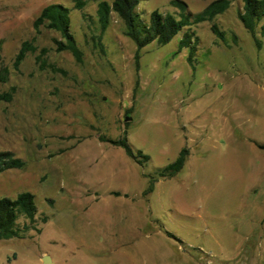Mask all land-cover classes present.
Segmentation results:
<instances>
[{"label": "rangeland", "instance_id": "rangeland-1", "mask_svg": "<svg viewBox=\"0 0 264 264\" xmlns=\"http://www.w3.org/2000/svg\"><path fill=\"white\" fill-rule=\"evenodd\" d=\"M171 1L141 0L137 11L148 22L154 10L174 12ZM179 1L197 14L214 0ZM230 1L212 21L224 41L203 22L191 27L197 38L191 56L179 47L180 32L165 45L143 47L136 63V46L115 14L99 34L95 1L77 10L72 0H0V69L7 70L0 94L12 88L10 100L0 101V151L23 162L0 173V197L28 192L36 210L32 228L0 241V264H44L42 256L47 264H264V32L258 25L252 36L238 19L242 0ZM48 4L68 9L79 63L54 50L57 32L33 29ZM24 41L35 49L14 69ZM98 136H125L148 156L131 176L137 185L139 175L140 186L147 184L143 174L188 150L183 168L168 178V210L166 201L151 202V217L175 239L148 236L154 226L137 206L135 244H144L134 248L135 261L73 204V194L84 191L88 161L79 152L93 150ZM120 206L116 231L130 217V207Z\"/></svg>", "mask_w": 264, "mask_h": 264}, {"label": "trees", "instance_id": "trees-1", "mask_svg": "<svg viewBox=\"0 0 264 264\" xmlns=\"http://www.w3.org/2000/svg\"><path fill=\"white\" fill-rule=\"evenodd\" d=\"M90 1L96 2L95 16L99 34L108 27L112 14H115L122 21L125 36L131 39L136 46V53L134 55L136 63L139 51L143 47L152 42L158 45H165L180 32H182V36L179 41V47L190 48L191 56L195 51L197 43V38L191 27L203 22H209L210 31L215 38L219 41H224V32L212 21L217 15L226 11L231 3L230 0H214L206 5L201 12L192 14L188 11L184 2L172 0L170 5L174 8V12L161 13L158 10H154L149 15V21L144 22L137 11L141 0H112L110 3L106 0ZM72 2L73 8L79 10L84 5L85 0H72ZM238 19L252 36H254L256 26L258 25H260V30L263 33L264 0H242V7L238 11ZM39 26H43L59 34L60 40H52L56 52L67 51L75 62L79 63L81 61V52L69 32V15L66 7L61 4H48L44 6L32 22L34 30H37ZM256 44L259 46L258 41H256ZM34 49L29 42H22L13 58V68H16L26 53L33 52ZM40 52L43 53L44 50L41 49ZM36 59L38 60V58ZM39 68H43V64L39 65ZM6 78L7 70L5 68L0 69V82H4ZM11 93L12 88L0 94V101L8 102L11 98ZM98 141L122 148L126 155L139 166H143V163L148 160L147 155H144L140 150L135 151L130 147L125 136L119 139L98 136ZM187 157L188 150L184 147L171 163L153 175L143 174L147 179V186L143 195L150 194L154 184L158 180L175 176L183 168ZM22 166L23 162L14 157L11 152L0 151V173L9 169H20ZM35 212L33 196L28 192H20L13 198L0 197V241L19 238L25 231L32 228ZM19 216L25 220V223L21 226L15 224V220ZM166 235L175 239V236L169 232H166Z\"/></svg>", "mask_w": 264, "mask_h": 264}, {"label": "crops", "instance_id": "crops-1", "mask_svg": "<svg viewBox=\"0 0 264 264\" xmlns=\"http://www.w3.org/2000/svg\"><path fill=\"white\" fill-rule=\"evenodd\" d=\"M97 142L98 145H92L90 147L93 150L83 149L79 152V154L82 152L83 157L88 159V161L86 160L84 162L86 168L85 179L83 181L84 188L82 186L84 191L73 194L76 197V203L73 204L82 207L88 219L95 218V223L100 222L102 224L100 228H93V230H100L108 235L110 237L108 241L111 247L122 249L119 252L121 255L135 261L134 253L137 251L134 248L144 244V242L135 244L138 237L141 236V224L137 223L135 219L136 216L140 217L141 214L137 206L142 207L145 221L154 226L152 231L146 234L148 236L153 235L169 238L166 235V232L169 231L166 230L159 218L151 217V202L153 203L155 200L157 202L159 201L158 203L160 204L166 201V203L164 202L166 205L164 210H168V179L158 180L154 184L152 192L146 196L143 195L147 184L143 186L139 185V175H136L138 177L137 185H135L134 178H131L134 175L132 173L136 172V167H139V165L130 159L122 148L108 143ZM94 148H98V150H94ZM94 151H96V154L93 155ZM102 153L104 155H101ZM131 179L133 180L131 181ZM116 182L119 185H116ZM162 189L166 190L165 193L161 191ZM121 204L123 207H130L129 210H126L127 212L125 211L130 217L129 221L124 223L126 226L118 228L117 231L121 235V240L115 243L113 238L117 237L115 233L117 232L115 230L117 220L115 219L116 212L114 210L117 206L121 207ZM137 219L139 220V218ZM129 248H133L132 251Z\"/></svg>", "mask_w": 264, "mask_h": 264}, {"label": "water", "instance_id": "water-1", "mask_svg": "<svg viewBox=\"0 0 264 264\" xmlns=\"http://www.w3.org/2000/svg\"><path fill=\"white\" fill-rule=\"evenodd\" d=\"M125 121H127V119H126ZM41 262L44 263V264L49 263V259H48V257H47V256H42V257H41Z\"/></svg>", "mask_w": 264, "mask_h": 264}]
</instances>
